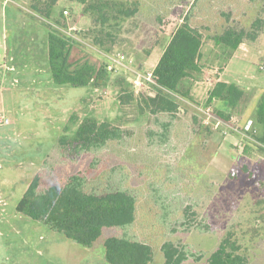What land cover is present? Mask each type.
I'll list each match as a JSON object with an SVG mask.
<instances>
[{
  "label": "rangeland",
  "instance_id": "rangeland-1",
  "mask_svg": "<svg viewBox=\"0 0 264 264\" xmlns=\"http://www.w3.org/2000/svg\"><path fill=\"white\" fill-rule=\"evenodd\" d=\"M31 1L0 0V39L7 45L1 60L8 67L13 66L7 70L2 67L7 72L4 75L0 70V112L9 119L8 124L0 125V264H109L103 259L102 242L107 236L121 235L120 228H103L94 245L85 248L15 210L17 201L47 156L53 154L62 134H73L78 123L87 116L98 120L124 119L114 82L116 76L125 73L123 69L110 73L108 82L99 88L59 85L51 79L46 51L50 27L59 28L67 35H76L89 52L101 61H107L100 49L91 46L88 32L91 23L82 13V5L72 0H57L52 17L46 20L30 9ZM127 1H137L139 11L134 17L120 22L112 51L125 53L135 69L150 70L168 40V36L158 32L152 16L156 12L163 14L172 6V0ZM220 12L228 14L230 22L244 28L256 16L248 0H195L190 14L204 17L198 24L210 25L209 32L205 31L210 37L201 47L203 72L199 83L191 87L195 103L175 96L186 109L178 116L181 128L182 123H191L193 113L203 115V122L210 124L213 133L207 146L209 154L199 153L200 139L195 138L191 146L184 147L182 141L185 139L179 144L171 136L165 146H145L143 134L140 136L143 151L134 158L125 155L123 144H110L96 153L99 163L93 173L98 178L95 181L104 180L103 175L109 169L105 166L115 158L119 163L112 164L111 169L118 170L120 164L119 174L127 178L119 182L140 189L142 209L138 211L137 221L128 227L137 235L140 232L147 235L146 242L153 252L149 264H163L160 246L166 240L177 241L188 252L200 255L199 259L189 257L182 264H205L227 229L239 232V240L250 258L249 264H264V158L255 153L241 158L237 137L229 135L231 130L234 134L239 133L242 124L248 121L252 107L247 112H240L238 118L232 112L234 117L230 121V116V122L224 123L212 112L205 114L206 108L202 106L218 69H221L220 80L237 84L257 101L264 89V34L253 43L244 44V48L238 47L229 57L227 50L213 39L215 34L221 33L219 27L214 32L213 21L219 26L225 23ZM61 13L65 25H72L70 32L67 27L60 28L55 24L56 19L61 20ZM24 68L31 74L39 69L45 80L27 77ZM152 89V85H147L142 91L146 93ZM210 108L212 111H229L226 104L219 101ZM144 120L127 121L123 126L134 130L133 137L138 138L137 133L142 132L141 128L148 124L149 118ZM50 158L53 164L55 162V168L66 166L70 169L56 155ZM84 164V161L78 164V168H83ZM242 165L252 172L249 179V174L240 169ZM230 173H233L232 178H229ZM186 210L188 221L193 219L205 226L169 233L166 225L170 223L172 228H181L180 223L186 220L183 216ZM241 230L248 232L244 234Z\"/></svg>",
  "mask_w": 264,
  "mask_h": 264
},
{
  "label": "trees",
  "instance_id": "trees-1",
  "mask_svg": "<svg viewBox=\"0 0 264 264\" xmlns=\"http://www.w3.org/2000/svg\"><path fill=\"white\" fill-rule=\"evenodd\" d=\"M72 1L80 3L82 13L90 19L91 26L88 32L91 46L105 54L113 52L120 22L134 17L139 11L137 1ZM194 1L172 0V6H169L163 14L156 12L152 16L158 32L169 38L152 69L156 87L136 95L125 73L116 76L114 82L118 93V106L124 119L98 120L87 116L78 123L73 134L70 136L62 134L55 151L47 156V160L33 176L15 205L16 212L42 223L50 230L85 248L94 245L103 228H120L121 235L107 236L102 242L103 259L109 264H149L153 252L150 244L146 242L147 235L142 232L137 235L128 227L137 221L138 211L142 209L139 204L140 189L136 187L133 189L119 182L120 179L126 181L127 178L124 174H119L120 164L117 165L118 170L111 169L112 164L119 163L115 158L105 163V167L109 166V169L103 175L104 180L95 181L98 178L94 177L93 173L99 163L96 153L107 145L123 144L125 155L134 158L133 156L136 157L143 151L140 145L142 142L140 136L143 134L145 146L150 144L165 146L171 136L179 144L185 139L182 141L184 147L191 146L195 138L200 139L202 143L199 142L201 146L199 153L209 154L207 146L213 133L210 124L203 122V115L193 113L191 123L188 125L182 123L181 128L178 116L186 109L180 105L179 99L175 98L177 96L191 104L196 102L191 94V87L201 78L203 72L200 65L201 47L204 40L210 37L208 33L210 25L198 24L201 23L199 19L204 17L190 14ZM56 2L57 0H32L30 9L34 14L48 20L52 17ZM248 2L256 12L248 27H240L233 21L230 22L228 14L224 12L220 14L225 18V23L219 26L218 22L213 21L211 25L214 32L219 27L221 33L215 34L213 39L216 44L222 45L227 50L229 57L240 45L253 43L264 34V0H248ZM61 16V20H55L56 26L71 27V23L70 26L65 25L63 13ZM75 36L67 35L56 27L48 28L46 51L52 81L59 85H90L94 88L104 86L110 77L106 62L91 54L84 46L85 43H81ZM220 72L221 69L216 70V79L208 90L202 106L210 107L216 101L225 103L229 108L227 113L220 109L212 113L218 120L227 123L230 122L229 117L232 112H241L245 107L248 95L237 84L218 79ZM144 113L149 114V122L141 128V133H137L138 138H135L134 130L124 127L123 124L127 121H135ZM248 118L252 122L248 130L244 129V124L238 134H234L232 130L229 132V135L237 137L242 144L238 153L241 158L253 156V153L264 154V89L261 90ZM180 134L184 135L181 139L178 136ZM134 145L135 148L132 147ZM114 152L116 151L110 153ZM55 155L70 169L68 170L66 166L55 168V162L53 164L50 158ZM83 161L85 162L83 168H78V164ZM240 169L249 174L247 178L249 179L252 172L248 167L242 165ZM89 177L93 180H88ZM232 177L233 173H230L229 178ZM183 216L187 217V210L184 211ZM202 224L199 221L195 223L193 219L188 221L186 218L180 223L181 228H172L170 223L166 227L169 233H177L179 230L190 231L192 227L203 228L205 225ZM254 230L252 228L253 233ZM241 231L244 234L248 232ZM238 233L236 229H227L205 264H249L247 249L240 242ZM160 247L164 256L163 264H182L189 257L193 259L200 257L188 252L185 246L177 241L166 240Z\"/></svg>",
  "mask_w": 264,
  "mask_h": 264
},
{
  "label": "built area",
  "instance_id": "built-area-1",
  "mask_svg": "<svg viewBox=\"0 0 264 264\" xmlns=\"http://www.w3.org/2000/svg\"><path fill=\"white\" fill-rule=\"evenodd\" d=\"M64 12L66 13L67 11L65 10ZM67 30L70 32V30H72V27H68ZM103 55L107 58V61L105 62L107 65V70L110 73H113L114 71L116 72L120 69H123L125 71L126 79L131 85V88L136 95L139 94V92H141L142 89L147 85H152L153 88L156 87V84L152 76V69L150 70L135 69V67L131 63V59H129L126 56V54L123 53L122 51H113L109 54L103 53ZM211 112L212 109L210 107H207L205 114ZM8 123H9L8 117L4 113L0 112V125H5ZM250 126H251V120H248L244 125V129L248 130ZM233 129L236 130V127H233ZM241 145L242 144L239 143V148H241ZM259 156H261L262 159L264 158V154Z\"/></svg>",
  "mask_w": 264,
  "mask_h": 264
},
{
  "label": "crops",
  "instance_id": "crops-1",
  "mask_svg": "<svg viewBox=\"0 0 264 264\" xmlns=\"http://www.w3.org/2000/svg\"><path fill=\"white\" fill-rule=\"evenodd\" d=\"M2 37H3V35H2ZM168 40H169V38H168ZM168 40H167V42H168ZM166 42V43H167ZM6 47H7V45L5 46V44H3V40H2V38L0 39V64H3V65H0V70H2V67L3 68H5L6 70H7V68H13V66L12 67H8V65L7 64H5L4 62L2 63V60H3V58H4V56H5V54H6ZM164 47H165V45H164ZM164 47H163V49H164ZM242 48H244V44H242V45H240L239 46V49H242ZM163 49H162V52H163ZM91 54H93L92 52H90ZM160 58V57H159ZM158 58V59H159ZM2 59V60H1ZM158 61V60H157ZM157 63V62H156ZM156 63L153 65V67H152V69L154 68V66L156 65ZM25 68H26V66H25ZM24 68V69H25ZM3 71V70H2ZM7 72H5V71H3V73H2V75H4V74H6ZM25 73H26V75H27V77H33V76H36V77H38L39 79H42V80H45L44 79V73H39V69H35L34 70V72L31 74V73H29V70L27 69H25ZM48 76V75H47ZM37 79V78H36ZM218 79H221V77H220V74H219V78ZM46 80L48 81V79H47V77H46ZM197 83H199V80H197V81H195L194 83H193V85H195V84H197ZM193 91V90H192ZM193 96V95H192ZM252 96L251 95H248V99H247V102L245 103V107L241 110V113H244V112H247V111H249V108L250 107H253V105L255 104V99L254 98H252ZM243 106V105H242ZM252 109V108H251ZM251 109H250V111H251ZM239 113L240 112H235V117H239ZM232 117H234V116H232L231 115V117H230V121H231V118ZM141 118H145V120H144V122L146 121V119H148L149 118V114L148 113H144V114H141V115H139L138 117H137V119L138 120H140ZM136 119V120H137ZM248 120H250L249 118H248ZM143 122V121H142ZM246 123V121L243 123V124H245ZM242 124V125H243ZM230 136H232V138H233V135H230ZM235 137V136H234ZM236 138V137H235ZM238 140V139H237ZM238 143H240L239 141H238ZM233 144H235L234 142H233Z\"/></svg>",
  "mask_w": 264,
  "mask_h": 264
}]
</instances>
